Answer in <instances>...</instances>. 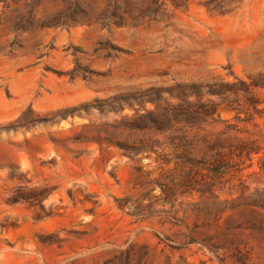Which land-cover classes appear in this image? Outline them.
Listing matches in <instances>:
<instances>
[{
    "label": "rangeland",
    "instance_id": "rangeland-1",
    "mask_svg": "<svg viewBox=\"0 0 264 264\" xmlns=\"http://www.w3.org/2000/svg\"><path fill=\"white\" fill-rule=\"evenodd\" d=\"M0 264H264V0H0Z\"/></svg>",
    "mask_w": 264,
    "mask_h": 264
}]
</instances>
